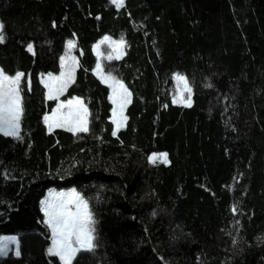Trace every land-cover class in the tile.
<instances>
[{"label": "trees", "instance_id": "1", "mask_svg": "<svg viewBox=\"0 0 264 264\" xmlns=\"http://www.w3.org/2000/svg\"><path fill=\"white\" fill-rule=\"evenodd\" d=\"M0 23V69L25 73L21 139L0 133V239L17 238L19 256L0 264H62L48 253L49 189L75 190L95 219L96 246L73 264H264V0H0ZM105 36L126 41L102 68L132 93L115 137L94 74ZM69 39L78 68L60 100L92 114L78 135L47 130L56 102L39 82ZM176 73L191 107L172 103Z\"/></svg>", "mask_w": 264, "mask_h": 264}, {"label": "snow or ice", "instance_id": "2", "mask_svg": "<svg viewBox=\"0 0 264 264\" xmlns=\"http://www.w3.org/2000/svg\"><path fill=\"white\" fill-rule=\"evenodd\" d=\"M117 7L124 6V0H111ZM56 25L53 24V27ZM4 24L0 23V43L6 39L4 35ZM108 44L111 51L107 55L108 60L121 59L125 55L126 41H112L111 37L105 36L94 46L97 56L101 55L99 49L102 44ZM76 47V42L69 39L67 41L68 52L60 58L61 72L59 76L48 73L44 81L47 89L46 99L55 101L56 106L50 114H45L43 121L52 132L54 128H62L73 135L90 132V116L87 104L80 97H72L61 101L67 89L75 83V71L78 61L75 56H71L72 49ZM29 52L33 51V45H27ZM96 74L102 83L108 85L112 90L109 99L115 106L112 109L111 123L114 125L112 135L117 136L121 127L126 125L127 116L125 110L131 103L132 93L128 90L124 82L112 75L111 72L104 73L101 63L96 64ZM174 79L182 88L178 89V94L173 96V103L181 102L185 107L192 106V88L188 79L182 74H176ZM25 80V73L17 71L14 75L7 74L0 69V133L4 136L21 139V122L24 116L23 88L22 82ZM29 89L31 81H27ZM211 87L212 85H207ZM187 94L186 97L184 94ZM166 107V106H165ZM150 163L155 164L158 160L161 163H168L167 153H153L148 157ZM42 211L45 217L44 223L51 230V247L48 253L58 257L62 264H73L74 258L80 251H93L96 246L95 219L89 209L88 201L80 196L75 190L70 192L51 193L49 197L41 201ZM231 211L236 214L238 205L233 204ZM155 215V213H153ZM239 226V220L236 221ZM232 235V233H228ZM235 246L237 240L232 238ZM3 250L0 245V251Z\"/></svg>", "mask_w": 264, "mask_h": 264}, {"label": "rangeland", "instance_id": "3", "mask_svg": "<svg viewBox=\"0 0 264 264\" xmlns=\"http://www.w3.org/2000/svg\"><path fill=\"white\" fill-rule=\"evenodd\" d=\"M111 1V0H110ZM115 6V5H114ZM116 7V6H115ZM117 8V7H116ZM121 8V7H120ZM120 8H117V9H120ZM104 38V37H103ZM102 38V39H103ZM101 39V40H102ZM100 40V41H101ZM99 41V42H100ZM112 41H114V40H112ZM98 42V43H99ZM97 43V44H98ZM73 50L74 49H72V51H71V53H70V55L71 56H74V54H73ZM99 51H100V53H101V55L98 57L97 56V52L93 49V52H94V54H95V56L97 57V62H98V60H99V62L101 63V65H102V62L103 61H110V60H108L106 57H107V55H108V53L111 51V49L109 48V45L106 43V44H102L101 46H100V49H99ZM68 52V49H67V43H66V46H65V52H64V54L62 55V56H65V54ZM124 56V55H123ZM112 60H117V59H112ZM119 60V59H118ZM60 67H61V65H60ZM78 68V67H77ZM77 68H76V70H77ZM60 72H61V70H60ZM60 72H59V74H60ZM76 72V71H75ZM59 74H53L54 76H59ZM177 74V73H176ZM176 74H174L173 75V81H174V89H173V95H172V101H173V96L174 95H177L178 94V89H181L182 88V84H180V85H178V83H177V81L174 79V76L176 75ZM97 75V74H96ZM46 77H47V74H42V75H39V82L44 86V81H45V79H46ZM45 88V87H44ZM45 91L47 92V89L45 88ZM111 94H112V90H111ZM185 95V97H186V93L184 94ZM61 98V97H60ZM111 101V100H110ZM112 103V102H111ZM173 103V102H172ZM173 104H175V105H182V106H184L183 105V103H181V102H178V103H173ZM113 107H115L114 105H113ZM47 127V126H46ZM124 126H122L121 127V129L123 128ZM54 129H62V128H54ZM47 130H48V128H47ZM64 130V129H63ZM2 134V133H1ZM3 135V134H2ZM156 154H159V153H156ZM152 155V154H151ZM150 155V156H151ZM156 163H161V162H159V160L156 162ZM155 163V164H156ZM153 164V163H152ZM163 164H165V163H163ZM168 163H166V165H167ZM70 191H72V189H70V190H56V189H49L48 190V192H47V194H46V196H45V198L43 199V200H45V199H47L48 197H49V195L51 194V193H59V192H65V193H67V192H70ZM0 245H2V247H3V250L2 251H0V258H3V257H6L7 255H9V254H11V255H13L14 257H18L19 256V242H18V239L17 238H15V237H7V238H1L0 239ZM78 254V253H77ZM76 257V256H75Z\"/></svg>", "mask_w": 264, "mask_h": 264}, {"label": "crops", "instance_id": "4", "mask_svg": "<svg viewBox=\"0 0 264 264\" xmlns=\"http://www.w3.org/2000/svg\"><path fill=\"white\" fill-rule=\"evenodd\" d=\"M96 45V44H95ZM94 45V46H95ZM94 46H93V48H92V50L94 49ZM125 50V49H124ZM94 53V52H93ZM97 58V57H96ZM97 64V63H96ZM94 74H95V76L100 80V78H99V76L98 75H96V67H95V70H94ZM101 81V80H100ZM103 84H105V83H103ZM106 86H108L107 84H105ZM110 89V95H111V88H109ZM110 95H109V97H110ZM111 102V101H110ZM112 104V103H111ZM182 106V105H181ZM185 107V106H184ZM112 109H113V104H112ZM111 117H112V111H111ZM125 126V125H124ZM113 129H114V125H113ZM48 192V191H47ZM47 192H46V194H47ZM46 194H45V196H46ZM45 196H44V198H45ZM43 198V199H44ZM42 199V200H43ZM41 200V201H42ZM40 205H41V202H40ZM41 209H42V205H41ZM43 212V211H42Z\"/></svg>", "mask_w": 264, "mask_h": 264}]
</instances>
